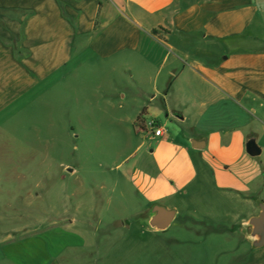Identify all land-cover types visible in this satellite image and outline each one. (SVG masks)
<instances>
[{"label":"crops","instance_id":"0c3cea01","mask_svg":"<svg viewBox=\"0 0 264 264\" xmlns=\"http://www.w3.org/2000/svg\"><path fill=\"white\" fill-rule=\"evenodd\" d=\"M263 14L260 0H0V119L84 70L122 69L141 85L154 75L138 108L166 114L165 136L142 155L140 176L132 172L137 192L150 208L177 215L168 204L186 206L204 190L251 207L239 220L258 215ZM251 139L259 156L247 152ZM236 223L227 227L233 235ZM84 245L65 225L4 249L15 264H54ZM238 264H264V248H251Z\"/></svg>","mask_w":264,"mask_h":264},{"label":"rangeland","instance_id":"374dc122","mask_svg":"<svg viewBox=\"0 0 264 264\" xmlns=\"http://www.w3.org/2000/svg\"><path fill=\"white\" fill-rule=\"evenodd\" d=\"M121 70H84L0 119V264H15L10 242L65 225L85 245L54 264H238L251 250L227 227L252 208L205 190L168 204L179 209L168 230L149 229L132 172L158 139L138 124L154 75L141 85ZM151 113L140 119L166 126Z\"/></svg>","mask_w":264,"mask_h":264},{"label":"water","instance_id":"95a60500","mask_svg":"<svg viewBox=\"0 0 264 264\" xmlns=\"http://www.w3.org/2000/svg\"><path fill=\"white\" fill-rule=\"evenodd\" d=\"M176 117H180L178 114ZM193 143V141H191ZM248 154L253 157L259 156L262 152L255 139L247 142ZM255 205L259 208L258 215L250 218L240 219L234 227L236 236L243 237L244 241L251 245L253 250L264 248V201L255 199ZM177 216L176 209H170L165 205H153L145 216V222L151 231H166L174 222Z\"/></svg>","mask_w":264,"mask_h":264},{"label":"built area","instance_id":"2783aa9c","mask_svg":"<svg viewBox=\"0 0 264 264\" xmlns=\"http://www.w3.org/2000/svg\"><path fill=\"white\" fill-rule=\"evenodd\" d=\"M144 112L140 115L138 124L139 126L146 131L148 134L153 135L154 137L161 138L165 136V129L160 125V123L154 119L141 120Z\"/></svg>","mask_w":264,"mask_h":264}]
</instances>
